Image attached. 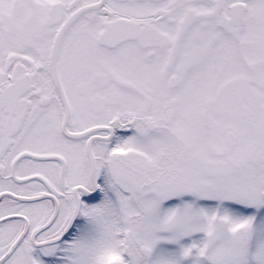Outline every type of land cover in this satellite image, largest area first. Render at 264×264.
Masks as SVG:
<instances>
[{
    "label": "snow or ice",
    "instance_id": "snow-or-ice-1",
    "mask_svg": "<svg viewBox=\"0 0 264 264\" xmlns=\"http://www.w3.org/2000/svg\"><path fill=\"white\" fill-rule=\"evenodd\" d=\"M0 264H264V0H0Z\"/></svg>",
    "mask_w": 264,
    "mask_h": 264
}]
</instances>
